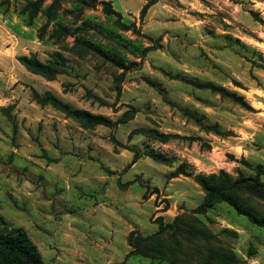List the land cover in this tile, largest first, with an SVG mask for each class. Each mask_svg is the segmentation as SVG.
Returning <instances> with one entry per match:
<instances>
[{
  "label": "rangeland",
  "instance_id": "rangeland-1",
  "mask_svg": "<svg viewBox=\"0 0 264 264\" xmlns=\"http://www.w3.org/2000/svg\"><path fill=\"white\" fill-rule=\"evenodd\" d=\"M150 1L0 0V228L23 229L46 264H207L213 251L264 264V228L227 204L194 213L198 174L264 166V0H157L141 18ZM54 52L69 67L53 81L20 62ZM49 93L115 125L86 129L36 97ZM182 164L191 176L172 179ZM161 222L174 227L159 235Z\"/></svg>",
  "mask_w": 264,
  "mask_h": 264
},
{
  "label": "trees",
  "instance_id": "trees-1",
  "mask_svg": "<svg viewBox=\"0 0 264 264\" xmlns=\"http://www.w3.org/2000/svg\"><path fill=\"white\" fill-rule=\"evenodd\" d=\"M99 1V0H95ZM157 2L152 0L148 2L141 13V18H144L148 10ZM104 11L108 16H116L119 19V24L124 30L134 29V25L126 26L121 23V14L117 13L109 1L100 2ZM255 18L257 16L255 15ZM63 31H68L66 28H61ZM78 44V41H76ZM49 62H42L37 55L31 57H22L20 62L34 74H38L46 77L50 81L56 80L59 75H62L68 69V59L61 52H54ZM214 92L220 93L223 97L233 99L241 105H245L243 98H238L235 94H230L224 90H219L212 86L208 87ZM40 103L49 104L60 110L68 118L73 119L80 123L84 128H93L97 126L112 127L115 125L110 119L102 115H94L85 110H77L70 107V105L61 102L52 94H47L44 97L36 95ZM207 129V128H206ZM215 129V130H211ZM214 131L216 135L221 136L222 132L215 127L207 129ZM147 135H154L162 144H166L171 140H186L197 141L200 138L181 136L179 134H165L157 130H142ZM228 136V135H227ZM140 157V152L135 153L134 163ZM153 159L159 163L166 161L161 156H154ZM240 164L251 168L245 160H240ZM185 164H182L173 174L172 179L179 176H191L187 174ZM255 172V176L239 175L236 179H233L225 171H221L218 175H204L198 174L196 176L197 182L202 188L205 194L203 203L195 210L197 215H205L210 212L216 205L227 204L232 208L239 216L245 217L248 222L259 228H264V216L252 205L250 198L264 199V182L261 177L264 176V166L258 165L252 167ZM0 228V264H46L42 258V255L38 247L33 243L28 234L21 228H11L5 222H1ZM174 224L165 225L160 223L159 235L164 234L166 231L171 230ZM147 241V240H144ZM133 244V245H132ZM131 245L135 249H141L139 244L133 243L131 239ZM220 260L224 264H231L234 259L225 254L224 251H213L210 253L207 264H213L214 261Z\"/></svg>",
  "mask_w": 264,
  "mask_h": 264
}]
</instances>
